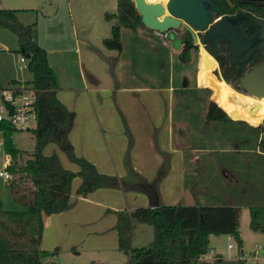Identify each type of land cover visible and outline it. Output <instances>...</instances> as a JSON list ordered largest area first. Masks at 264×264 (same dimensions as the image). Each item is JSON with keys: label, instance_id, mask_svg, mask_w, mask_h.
<instances>
[{"label": "rangeland", "instance_id": "1", "mask_svg": "<svg viewBox=\"0 0 264 264\" xmlns=\"http://www.w3.org/2000/svg\"><path fill=\"white\" fill-rule=\"evenodd\" d=\"M103 1L104 0H0V8L18 10L17 15L22 24L35 25L37 30L36 39L38 43L47 50L48 58L56 69L55 71L52 67L56 76H58L57 81L59 80L58 85L60 86V89L57 91V96H67L70 99L71 107L77 104L75 106L76 108L73 109L76 113V119L74 127L70 133L75 134L79 132L81 134L79 135V139L85 134L90 136L87 142L93 148L96 154L95 157L100 161L99 167L97 166L100 170L106 171L108 174L123 177L126 174L124 173L120 175L118 170L126 172L127 162H130L131 166L136 169L135 166H137L136 164L140 161L146 163L147 159L152 160L154 155L157 158V155L162 154L161 152L171 153L168 171L159 183L160 198L163 204L166 205H176L183 202L182 200H175L177 199V193L175 194V191L177 185L180 183V179L178 180L176 175L172 176L171 174L169 177V171L174 161V155L172 152L165 151V149L161 148L163 144H166L167 147L171 146L170 131L168 127H166L168 122L164 119L165 113H167L171 104L174 105L173 108L175 109V114L178 119L179 116L188 115V120L190 122L189 126L192 127H189L188 124H185L187 126L183 125L186 129L188 127V134L186 137L189 141V145L193 146V149L196 148L200 150L194 155L198 154L201 158L197 164V171L193 170L189 164L187 165L188 169L185 177L186 184L193 190L195 200L205 205H226L229 203H235L241 208L242 216L240 218V226L244 238L243 248L235 238L229 240V235H219L214 236L210 241V251L214 250L221 254L222 258L226 261L238 260L237 258L239 254L243 251L244 254L247 255V264H264V254L258 253V246H264V234L261 232L256 233L250 227V207L264 204V155L251 153L248 161L240 159L238 164H236L237 157H235L233 153H226L227 155H223L217 151L212 152L210 150L212 147L220 149V136H223L224 130H221L219 125L216 127V132H214L215 128H213L214 123L209 125L205 124L202 127L197 126L199 127V130L197 129V131H195L196 129L194 127H196V122H194L193 119L196 113L194 114V112L200 113L202 116L204 115L206 104L210 99V94H212L213 89L209 88L211 92H203V88L191 89L197 92L193 95L196 96L194 98L195 100L189 103L184 102L183 99H180L177 95H175L174 103H170V97L172 98L170 93L160 91L156 93V103L155 100H152L150 97L148 101L143 102L144 104L140 102L139 105L132 109L133 114H131V118L128 117L120 106V97L117 94L118 90L116 87H114V90L105 97L103 106H101L99 100L97 103L96 101L92 103L88 94L83 95L82 92L78 90V88H83V84L78 81V77H80V67L76 52L74 25H78L80 39L81 37L91 39L96 45L99 44L97 45L99 48H103V40L112 35V27L117 23V19L112 22H106L105 19L101 20V18H103L101 16L102 11H106L103 15H106L107 11L113 14L114 12L117 13V1L116 6H112V0H105L111 2L109 4L110 7ZM139 26L136 30L131 29L132 42L138 49L144 45V38L146 36L150 37V35L146 33L154 31L152 29H147L145 25ZM140 30H144L145 33L143 34L145 37H141ZM185 31V27L182 26L179 29L177 37ZM158 35H156V47L159 48V53H156L155 55L148 48L144 50L143 53H137L135 59L146 66L155 65L156 72L159 73L160 80L162 81H168L169 71H172L175 89L183 85L185 74L190 75L191 78L194 77L195 63L192 59L196 53L195 60L200 58L201 55L199 51H201V49L207 55L212 56L202 43L203 45H198L199 50H197V52L195 49L191 51V59L188 62H183L179 58L178 54L181 52L182 48L178 50V54L173 52L171 57H167V55L164 54L166 46L163 45L162 38ZM199 35L202 37V34ZM124 36L125 35H123V37ZM81 47L88 52L86 45L81 44ZM49 49L51 52H49ZM58 49H66L67 52L61 53ZM22 57L23 54L19 52V42L15 33L7 28L0 27L1 85L8 84L14 80L32 82L33 74L25 64H21L20 60ZM96 58L97 60H101L98 57ZM212 58L214 59L213 56ZM109 59V67L105 66V63H101V65L103 64L102 69L104 73L111 78L112 65L115 59ZM84 62L86 63V61ZM212 70L216 77L222 82L224 79L219 76L221 71L219 74V71L217 70V75L215 73L216 71H214V69ZM224 82L228 90L231 91L228 86L229 83L226 80H224ZM241 92L244 91L241 90ZM231 93L234 94L232 91ZM158 94H160L159 98H157ZM172 94L174 95L173 92ZM78 95H80L79 98H77ZM100 96L104 97L102 93H100ZM239 97L241 98V96ZM253 97L260 99L256 96ZM178 103L180 105H178ZM245 103L252 109L253 106L258 104V101L246 99ZM102 109H105V111ZM161 112L163 115L162 121L160 125L156 127L153 123V117L158 118ZM259 112L263 113V119L259 124L254 125H262L264 128V107L262 104ZM104 115L107 116L110 122L109 127L104 125ZM182 121H184V119H182ZM143 126L144 130L141 129ZM102 128H104L105 132L102 131ZM97 130L100 132L98 133ZM179 133L180 131L178 130L177 137H179ZM12 134V144L20 151V155L16 162L22 164L29 159L34 152L36 145L34 131L33 129L20 130L14 131ZM213 134H215L214 138H212ZM247 134L253 136L250 131L247 132ZM204 137L205 139L210 140L209 144L202 142L204 141ZM0 140H2L1 135ZM200 140L201 142H199ZM108 144L110 145L109 148ZM259 150L264 151V147L261 146ZM44 154H58L64 163L63 165L73 169L74 166L77 168V165L70 161L66 154L55 143H49L44 148ZM3 159V152L0 151V168L3 167ZM160 166H156L153 173L141 175L149 181H156L159 177ZM227 170L231 176L225 175V171ZM233 176L237 179L233 178ZM80 183V178L76 177L71 184L70 199L75 208L84 205L82 200L78 199L76 196L77 188ZM123 191L125 192L123 194H126L129 199V205H131L132 202L142 203V199H145L147 203H149L150 199L144 192L135 190ZM0 196L6 210L24 209V206L14 199L11 188L8 186V181L3 178H0ZM93 200L96 201V198L93 197ZM124 207H127V204ZM97 208L102 210V214H100L102 218L110 215L106 207L101 209L97 206ZM153 240V227L147 223L136 222L133 230L132 247H147L153 242ZM106 242L108 247L112 246V240L107 238ZM229 242H232L234 249L229 250ZM116 247L117 246H115L113 250H107L103 253H98L95 256L103 255V258L106 259V262L103 264H115L112 259L114 255H120L123 264H136L135 262H130L129 254L123 252L118 253ZM85 256L86 254L83 253V257H80L79 260L75 261L69 259V253L64 252L60 263L89 264L84 260ZM230 256L231 258H229ZM214 260L215 259L212 261ZM90 264L101 263L91 262Z\"/></svg>", "mask_w": 264, "mask_h": 264}, {"label": "trees", "instance_id": "2", "mask_svg": "<svg viewBox=\"0 0 264 264\" xmlns=\"http://www.w3.org/2000/svg\"><path fill=\"white\" fill-rule=\"evenodd\" d=\"M215 1L224 13L232 14L231 18L236 17L239 11H243L240 8L234 9L226 0ZM245 10L253 18L264 23L262 7L254 5ZM17 13L18 10L15 9L0 8V27L11 30L17 36L19 52L28 59V69L33 74L32 83L39 89L37 123L33 129L36 145L31 157L20 164L16 162L20 151L13 146L11 140H7L6 150L14 159V163L7 167L12 174L11 179L8 180V186L11 188L14 199L22 204L24 209L6 210L0 196V264H50L46 261L49 254L41 248L44 230L43 216L60 213L72 207L71 184L76 177L82 180L77 188L79 196L85 197L101 188H113L144 192L151 198L160 197L159 183L168 171L171 153L161 152L164 161L159 168V177L156 181H149L136 172L130 162L126 163L127 175L118 177L99 171L93 162L77 155L69 138L74 127L76 113L57 96V76L49 64L47 50L36 39L35 25L22 24ZM106 18L108 20L117 19V23L112 27L111 37L104 40L105 45L112 49L120 47L122 27L136 30L139 25H144L132 0H118L117 13H108ZM244 22L254 23L253 20ZM177 31L179 33V30ZM178 38L183 44L178 54L179 58L183 62H188L191 59V51L199 50V46L193 43L188 30ZM202 43L207 51L217 59L223 79L240 91L243 90L240 86L241 77L253 67L264 62V48L255 50L247 61L232 63L227 50L218 51L204 40ZM200 54L201 67L198 81L201 85L213 89V98L216 101L218 91L208 78L209 74H213V70L208 69L205 64V58H212V56L207 55L202 49ZM215 64L217 67L216 61ZM215 73L218 75L217 70ZM224 80L221 82L219 79L222 86L226 88ZM209 88L203 89V92H211ZM196 92L189 89L175 90L177 97L187 103L195 100L196 96L193 95ZM214 100H208L203 116L199 113L194 116L193 121L197 123V126L201 123L203 125L214 123L215 130L218 125H222L226 127V133L231 134L227 130V124L241 122L253 134V136L243 135L242 142L255 141L257 147H264L262 125L252 126L245 121H234L231 118L244 119L232 114L233 107L243 112L251 110L245 103V99L232 96L226 88L222 101L217 104ZM262 119L263 113L259 112L257 120L247 121L254 125L259 124ZM176 121L175 114L173 125L174 132L177 133ZM203 140L205 144L210 143V140L205 137ZM49 143L57 144L68 159L79 166V170L73 171L66 168L58 154H44V148ZM250 213L251 229L264 234V205L250 207ZM116 214L118 219L115 229L119 237V250L129 254L130 262L136 264H245L242 260L226 261L220 255L214 261L200 259L210 252L212 235H231L241 246V208L239 206L159 204L139 207L132 211L119 210ZM136 222L147 223L154 229V240L147 247H132Z\"/></svg>", "mask_w": 264, "mask_h": 264}, {"label": "crops", "instance_id": "3", "mask_svg": "<svg viewBox=\"0 0 264 264\" xmlns=\"http://www.w3.org/2000/svg\"><path fill=\"white\" fill-rule=\"evenodd\" d=\"M116 1H117V10H118V0H112V6H116ZM103 2L108 6L111 3L105 0ZM104 12L106 11H102L101 13V16L103 17L101 18V20L105 19L106 22H112L113 20H115V19L108 20L106 18V15L108 13L109 14H113V13H110L107 11V14L103 15ZM147 29H150V28H147ZM78 30H79L78 25H74V35L76 37V52H77V57H78V62H79V67H80V77H78V81L82 82L83 84V88H78V90L82 92L83 95L88 94V97L92 101V103L95 101L97 103V101L99 100V102H101V106H103L105 97H107L108 94H110L114 90V87H116L118 90L117 94L120 97V106L122 107L124 112L128 115V117L131 118L130 116L131 114H133L132 109H134L135 106L139 105L140 102L143 103V102L148 101L149 97L152 100H155V103H156V93L160 91L169 92L170 96H172V98L170 97L171 99L170 103L171 102L174 103V99L176 95L175 90H178V89L191 90L194 88L195 89L196 88L198 89L209 88V87H205L201 85L198 81V74H199L200 67H201V56L200 58L196 57L198 59L195 60L194 58H195V55H197V53L193 56V59H192L195 63L194 77L191 78L190 75L185 74L183 85L176 89L173 84L172 71H169L168 81L166 80L162 81L160 80L161 78H160L159 73L156 72L155 65L146 66L145 64H141L139 61L135 59L137 53L138 54L143 53L144 50L148 48L155 55L156 53H159V48L156 47V35H158L156 31L150 30L152 32L146 33V34H149L150 37L148 36L145 37L143 34L145 33L144 30L142 31L140 30L141 37H145L144 38L145 43L142 47L138 49L136 45H134L132 42V36H131L132 30L129 28L122 27L120 47L119 49H112L105 45L104 40L102 42L103 48H99L97 46L99 44L96 45V43L93 42L91 39H86L83 37H81L80 39ZM123 35L125 36L123 37ZM139 35H140V32H139ZM104 38H107V37H104ZM81 44L87 46L88 52H86L81 47ZM165 46H166L165 48L166 50L164 54L167 55V57L168 56L171 57V54L173 52L176 54L179 53L178 50L180 49L174 48L173 45H165ZM182 47H183V44L181 45L180 48ZM58 50L61 53L67 52L66 49H58ZM49 52H51L50 49H49ZM96 57H98L101 60H97ZM109 58L115 59L112 65L113 69L111 71V78H109V76H107L104 73L102 69L103 64L101 65V63H105L104 65L108 66L109 65L108 63L110 61ZM84 61H86V63ZM49 63L51 67L55 69V67L51 64V60H49ZM58 89H60L59 85H58ZM172 92L174 93V95L172 94ZM100 93H102L104 97H101ZM232 96L236 98L239 97V96H235V94H232ZM79 97L80 95L77 96V98ZM159 97H160V94L157 95V98ZM58 98H60L61 101L65 105H67L69 109L72 108L71 110H73L76 108L75 106L77 104L71 107L70 99L67 96L59 95ZM209 100H214L213 92L212 94H210ZM173 106L174 105L170 104V107L168 108L167 113H165V118H164L168 122V124L166 123L165 124L167 125L166 127H168L170 131L171 146L167 147L166 144H163L161 148L165 149V151L172 152V154L174 155V161L169 171V177L171 175L172 176L176 175V178L178 180L180 179V183L177 185V188L175 191V194L177 193V199L175 200H180V201L182 200L183 203L181 204L183 205H203L205 206V204L199 203L195 200L193 196L194 195L193 190L192 188L188 187V185L186 184V179H185L186 171L188 169L187 168L188 164L190 165L191 168H193V170L197 171V168H198L197 164L199 163V160L201 158L200 156H198V154L196 155L194 154L199 152L200 150L196 148L193 149V146L189 145V141L186 137L188 134V131H187L188 127L186 129L185 126L187 125L185 124H188V126L190 125V122L188 120L189 118L188 115H182L181 116L182 118L180 116H179V119L177 118V121H176V124L178 126L177 130L180 131L179 137H177V133L174 132V125H173L174 115H175ZM102 110L105 111V109H102ZM194 113L197 114V112H194ZM200 116L202 115L200 114ZM162 117H163L162 112L160 113L158 118L153 117V123L156 125V127L160 125L162 121ZM231 118L234 121L242 120V121L249 123L252 126H256L244 119H235L233 117ZM182 119H184V121H182ZM104 122H105L104 125L109 127L110 122L107 116L104 117ZM196 124H195L196 127H194L196 129L195 131H197V129L199 128L197 127ZM227 125H228L227 130L231 134L226 133L225 126L219 125L221 127L220 129L224 130V134L223 136L222 135L220 136L221 138L220 149H215L214 147H212L210 149L212 152L217 151L223 155H225L226 153H233V155L237 157L236 162H235L236 164H238L240 159L248 161L249 155L251 153L264 155V151L259 150L260 147L256 146L255 141H252V143L242 142L243 140L242 136L247 134V132H249V128L245 124H242L241 122H233ZM144 126H145V123H144ZM144 126L141 128L142 130H144ZM198 126L202 127L203 123H201V125H198ZM189 127H192V126H189ZM97 131L98 133L100 132L99 130ZM102 131L105 132L104 128H102ZM214 132H216V130ZM79 135H81L79 132L75 134L70 133L69 135L70 141L72 142L74 146L76 154L79 156L85 157L86 159L90 160L96 166L99 167L100 161L97 159V157H95L96 154L93 148L87 142L90 136L88 134H85L81 139H79ZM214 136L215 134L212 135V138H214ZM176 137L179 139H177ZM109 146L110 145L108 144V148ZM110 150H111V147H110ZM173 155H172V158H173ZM163 161H164V157L162 154L157 155V158L154 155L152 160L147 159L146 163L140 161L138 164H136L137 166H135L137 170L136 169L134 170L138 172L139 174L148 175L149 173H153V171L156 169V166L158 165L160 166L163 163ZM64 166L66 167V165ZM66 168L76 170V171L79 170L78 165H77V168L74 166V169L69 168V167H66ZM99 171L106 173V171H102L100 169ZM118 173L120 175L124 173L127 175V171L124 172V171L118 170ZM225 175L231 176L228 170L225 171ZM233 178L237 179L234 176ZM123 193L125 192L120 189L101 188V189L94 191L93 193H90L89 195L85 197L79 196L77 194L76 195L77 198L81 199L84 205H81L80 207H77V208H75L72 205L70 209L60 212V213H54L50 215L44 214L43 216L44 230H43L41 248L45 250L47 253L49 252L48 253L49 256L46 257V261L49 262L50 264H61L60 262L62 261L64 252L69 253V259L76 261V260H79L80 257H83V253H85L86 256L84 260L86 261V263L90 264L91 262L93 263L95 262V263L103 264L104 262H106V259L103 258V255L95 256L96 254L103 253L104 251H107V250H113L115 246H117L116 248H117L118 253H122V251H120L118 247L119 237H118V232L115 229L117 219H118L116 212L119 210L132 211L139 207L157 206L159 204H163L160 197L151 198L147 194V197H149L150 199L149 203H147L145 199H142V203L132 202V204L129 205V199L127 195L126 194L124 195ZM93 197L96 198V201L93 200ZM126 204H127V207H124L126 206ZM226 205L239 206V205H236L235 203H229ZM97 206L101 209L106 207L110 215L105 218H102L100 216V214H102V210H99ZM214 236L215 235H212L210 237V241L213 239ZM240 237L242 240L241 247L243 248L244 238H243V234L241 231V226H240ZM107 238L112 240V246L110 247L107 246V242H106ZM116 241H117V245H116ZM213 252L216 255L221 256V254L217 253L216 251L213 250ZM258 252L260 254H263L261 253V251H258ZM262 252H264V250ZM229 258H231V256ZM112 259L115 264H123L122 258L120 255H114Z\"/></svg>", "mask_w": 264, "mask_h": 264}, {"label": "water", "instance_id": "4", "mask_svg": "<svg viewBox=\"0 0 264 264\" xmlns=\"http://www.w3.org/2000/svg\"><path fill=\"white\" fill-rule=\"evenodd\" d=\"M132 1L147 28L165 33L177 31L184 26L196 45H201L204 40L218 51H221L223 44L227 45V55L232 63L249 60L254 47L264 41V23L255 21L262 27H257L250 35L243 34L238 25L243 20L247 21L248 15L239 14L235 18L226 16L215 0H168L166 4L148 0ZM199 34H202V37ZM172 39L174 48L180 49L182 40L175 36H172ZM263 48L264 42L255 50ZM242 55L244 56L241 57ZM205 63L212 66L213 60L206 57ZM216 70L220 74L219 63L214 71ZM219 76L223 78L221 74ZM240 86L245 93L263 98L264 62L246 72L240 79ZM258 108L259 104H256L251 113H255Z\"/></svg>", "mask_w": 264, "mask_h": 264}, {"label": "built area", "instance_id": "5", "mask_svg": "<svg viewBox=\"0 0 264 264\" xmlns=\"http://www.w3.org/2000/svg\"><path fill=\"white\" fill-rule=\"evenodd\" d=\"M158 33V32H157ZM162 38L163 44L173 45L172 36L177 37L178 31H169L165 33H158ZM21 64H25L28 67V59L26 57L21 58ZM39 89L32 83L26 81H13L8 84H0V151L3 152V167L0 168V178L6 181L10 180L12 174L7 167L14 163L12 155L6 150L7 140L13 141V132L20 130H30L36 127L37 123V93ZM232 236L229 235V240H232ZM229 250L234 249L232 242H229ZM264 250V246L259 245L258 251L261 253ZM259 253V252H258ZM216 255L213 251L202 256L201 260H213L216 259ZM247 255L243 251L238 256V260H242L246 263Z\"/></svg>", "mask_w": 264, "mask_h": 264}, {"label": "bare ground", "instance_id": "6", "mask_svg": "<svg viewBox=\"0 0 264 264\" xmlns=\"http://www.w3.org/2000/svg\"><path fill=\"white\" fill-rule=\"evenodd\" d=\"M148 2H161L163 4H166L168 2V0H148ZM215 60H213V65L212 66H207L206 65L208 69H214V70L216 69ZM208 78H209V82L212 84V86L214 88H216L217 91H218V93H217V100H216V102L218 104V102H221L222 99L224 98L225 90H224L222 84L220 83L219 79L216 77V75L214 73L213 74H209L208 75ZM228 86H229V88L231 89V91L235 95H239V96H241V98H245V100L246 99H249V100L258 101V104L261 103L263 105V107H264V97L263 98H260V99H257V98L253 97L250 94H247V93L238 91L237 89H235L230 84H228ZM261 104H259V108L256 110L255 113H251V110L249 112H243V111H241V110H239L238 108H235V107H233L231 111H232V114L234 116L243 117L245 120H248V121H255L258 118V113H259V111L261 109Z\"/></svg>", "mask_w": 264, "mask_h": 264}, {"label": "flooded vegetation", "instance_id": "7", "mask_svg": "<svg viewBox=\"0 0 264 264\" xmlns=\"http://www.w3.org/2000/svg\"><path fill=\"white\" fill-rule=\"evenodd\" d=\"M229 5L231 7H233L234 9L236 8H240V9H243V11H239L237 14V16L239 14H245V15H248L249 19L248 20H253L254 23H251V22H244L245 20H243L239 25H238V29H240V31L243 33V34H246V35H250L253 31L256 30L257 27L261 28L262 25L258 24L257 22V19L256 18H253L251 15H249V13L246 12L245 9L251 7V6H254V5H257V6H260L264 9V0H226ZM223 11V10H222ZM224 12V11H223ZM224 15L226 16H232V14L230 12H226L224 13ZM235 18V17H233ZM247 20V21H248ZM264 41L258 43L254 48H258ZM203 45V44H201ZM201 48V46H200ZM254 49V51H255ZM227 50V45L223 44L222 45V48H221V51H226ZM244 55H242L241 57H243ZM239 60V58L237 59ZM217 61V60H216ZM239 62V61H237ZM236 62V63H237ZM217 67H218V62H217ZM216 67V68H217Z\"/></svg>", "mask_w": 264, "mask_h": 264}]
</instances>
